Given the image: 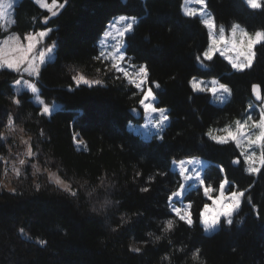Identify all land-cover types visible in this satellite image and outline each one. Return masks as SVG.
I'll return each mask as SVG.
<instances>
[{
  "label": "trees",
  "instance_id": "trees-1",
  "mask_svg": "<svg viewBox=\"0 0 264 264\" xmlns=\"http://www.w3.org/2000/svg\"><path fill=\"white\" fill-rule=\"evenodd\" d=\"M182 2L67 0L56 16L34 0L15 4L12 31L24 35L52 29L44 43L57 42L58 54L48 61L38 88L45 102L57 101L59 108L49 117L40 115L41 106L28 91L13 89L16 74L0 69V132H5L0 136V155L9 160L30 139L41 163L51 161V171L59 169L78 197L68 196L44 176L39 177L43 185L36 191L33 161L28 157L24 175L11 181L17 192L0 189V264H199L191 259L197 247L207 264H264V175L251 176L243 167L232 165L240 150L231 144L213 145L205 136L211 128L247 115L251 85L264 84V46H256L254 66L243 73L232 70L219 53L202 67L195 55L208 46V29L198 16L183 17ZM206 7L216 25L238 22L248 31H264V8H249L243 0H206ZM116 15L137 17L134 33L124 44L132 58L129 62L146 63L151 80L161 85L154 89L156 106L170 110V122L161 133L163 141L142 138L128 129V122L139 119L130 110L140 111L141 94L123 78L116 79L107 62L94 59L98 37ZM4 34L0 31V36ZM78 68L101 78L104 85L76 88L71 78ZM194 76L217 78L231 88V95L223 104L212 103L208 92L191 90L188 82ZM13 96L22 99L20 107L12 104ZM10 114L13 123L6 128ZM75 139L81 148L75 146ZM189 157L207 161L202 176L216 188L211 195H216L223 178L221 165L237 186L234 190L252 185L231 226L222 222L214 232H204L198 214L209 200L195 187L183 196L191 202L195 227L189 230L181 224L173 232H162L166 220H175L169 215L167 197L181 183L172 161ZM6 169L10 172L11 168L0 160V180ZM136 171L142 175L137 177ZM140 187L149 191L141 193ZM247 195L258 215L247 203ZM148 232L153 235L149 237ZM157 235L162 236L159 242L154 239ZM144 241L148 243L141 253L128 250ZM180 246L186 247L183 253L176 251Z\"/></svg>",
  "mask_w": 264,
  "mask_h": 264
},
{
  "label": "snow or ice",
  "instance_id": "snow-or-ice-1",
  "mask_svg": "<svg viewBox=\"0 0 264 264\" xmlns=\"http://www.w3.org/2000/svg\"><path fill=\"white\" fill-rule=\"evenodd\" d=\"M36 3L40 4L41 8H45L52 16L58 15L56 11H53L54 8L59 7L63 8L67 4V0H64L63 4L57 5L56 0H53L52 6L42 3V0H35ZM198 4L206 8V0H196ZM243 3L253 9H262L264 5L260 3V0H256L253 3V0H243ZM12 7L11 0H8L7 4L0 3V17H3L6 14V9ZM183 17L192 19L196 18L199 14L193 11L183 12ZM128 17L120 16L117 22H122L128 20ZM131 21H137V17H131ZM128 22L124 25L122 30L118 31V36L123 38L124 41L134 33V23ZM44 24L48 23V17H45L43 20ZM203 26L209 30L208 36L210 38V44L203 48L197 55H195V61L199 63L202 67H206V61H212L213 58L219 53L221 56L227 60L228 64L231 66V69L235 72L243 73L245 71L251 70L254 66L256 60V51L255 48L257 45L264 46V31H256L253 34L245 31L240 27L239 24L233 23L231 25V34L232 40H225V29L223 26L219 27V40L216 39L213 29L217 27L214 17L209 16V18L202 21ZM115 27V25H112ZM52 31L50 28L42 29L39 31V38L43 39L49 37V33ZM104 36H110L111 32L104 31ZM239 34V37L237 36ZM50 38V37H49ZM11 39L18 41L19 36H13ZM25 39L28 41L27 48H22L19 45L14 49L19 51L22 55L19 58L12 59L8 58L7 54L2 48H0V69H7L12 73L16 74L15 84L21 85L22 83L27 86L31 93L35 94L40 89L38 85L43 77V72L46 71L48 66L49 54L57 53L58 54V45L57 42H53V46L47 47L46 51H39L38 57L34 56L31 59L28 57V53L33 52V49L36 48L37 36L33 34H28L25 36ZM101 45L104 44V41H100ZM229 44L231 45L229 52H235V56L225 55L224 52H221L218 47L219 44ZM4 44H8V40L4 41ZM127 45L123 44L121 47H117L113 52L105 53L101 50L94 59L101 62H108L110 64L111 70L117 74L116 79L123 78L131 85L137 92L141 95L138 99L139 109H142L143 113L147 115L151 120H155V127L159 128L162 132L164 128L170 122V110L166 107H157L156 100L157 96L154 89H159L161 87L158 81L151 80V73L148 65L143 64H126V61H130L132 58L127 56ZM55 59V57H53ZM38 60V62H37ZM25 62L26 66H25ZM131 69V71H130ZM135 77V78H133ZM72 81L74 82L76 88H79L81 85L87 86L89 88L93 86H103L104 81L100 79L89 80L85 78L84 75H75L72 76ZM34 81V82H32ZM189 86L191 90L195 93L210 92L213 95L218 92L231 95V88L220 82L217 79L212 80L213 87L207 88L204 86L203 81L197 80L195 77L189 80ZM68 91H73V88L69 87ZM250 94L255 98L256 101H264V84L262 83H253L250 87ZM12 103L17 107L22 105V99L16 96H13ZM253 105L250 103L247 106V110L251 111ZM131 113L135 115L138 111L137 108H132ZM40 115L49 117L52 114V109L47 104H43L42 108L39 110ZM158 114V118L153 115ZM251 122V123H250ZM13 123L11 115H9V126ZM236 130L232 131L229 128H225L224 135L213 134L211 131L205 134L207 142L216 145V146H228L233 145L235 149H240L242 140H247L249 145V150L244 152H237L234 155V158L231 160V164L234 166L243 167V170L251 176H260L264 175V107L261 108L259 113V118L256 121H253L252 115H247L246 119L236 121ZM147 126V125H145ZM251 128L260 129L258 135L253 137ZM43 135V132H41ZM159 139L163 141V135H159ZM260 149L259 156L256 154V147ZM32 148L29 147V154L31 155ZM173 164H176L177 161H172ZM199 161L194 159H180L178 161L179 166V177L181 178V183L179 185V190L171 192L167 197L169 215H172L175 220L181 221L184 224H192L193 215L191 212V202H188L183 208L176 205L175 201H181L184 196V191L189 182L197 181L198 189L203 192V195L211 201L210 204H204L203 209L199 212V223L203 225L205 230L209 228H214L217 225L221 224L222 218L223 222H226L232 219L234 213H236L242 202L244 201L246 194L250 193L252 185L250 184L248 188L243 190H234L237 188L233 181H230L227 177L226 170L224 167H219V172L222 174L223 178L218 184L219 195L214 196L210 193L216 191L215 186L209 184L205 177L201 175L199 171L196 170L195 165ZM187 165H193L191 169L192 174H188L190 169ZM57 184H60L62 187L67 189V185L64 184L60 179H56ZM75 195V193H72ZM247 203L251 205L254 212L258 215V209L255 204L252 203L251 196L247 195ZM167 227H171V221H169ZM44 243V241H41Z\"/></svg>",
  "mask_w": 264,
  "mask_h": 264
},
{
  "label": "rangeland",
  "instance_id": "rangeland-1",
  "mask_svg": "<svg viewBox=\"0 0 264 264\" xmlns=\"http://www.w3.org/2000/svg\"><path fill=\"white\" fill-rule=\"evenodd\" d=\"M11 2H12V7L6 9V14L3 17H0V31L2 33H5L4 35L0 36V48H2L4 50V52L7 54L8 58H12V59L19 58L22 55V53L19 52V51H15L14 49L17 47V45H19L20 47L26 49L27 48L28 41L25 39V36H27L28 34H33V35H36L37 36L36 48L33 49V52L28 53L27 55H28L29 59H31L34 56L38 57L39 51H46V48L47 47L53 46V42L52 43H48V44L44 43V41H45L46 38L41 39L38 36V33H39L40 30H38L36 32H30V33H27V34H24V35H21V34H19L17 32L12 31L11 30V26H12V23H13V9H14L15 4L18 2V0H11ZM255 2H256V0H253V3H255ZM0 3L7 4L8 3V0H0ZM42 3L48 4L51 7L53 1L48 2L47 0H42ZM260 3L261 4H264V0H260ZM38 5L40 6V4H38ZM57 5H58V3H57ZM182 6H183V12L195 10L199 14L198 16L200 17V19L202 21L204 19L209 18V16L212 17V15H211L210 11L208 10V8L207 7L206 8L202 7L200 4H198L196 2V0H183ZM55 9H57V7L54 8L53 11ZM120 16L128 17L126 15H116V16H113L112 18H110L108 20L105 28L103 29V31L99 35V38L97 40V43H98V53L101 50H103L106 54L107 53H110V52H113L115 48L121 47L124 44V39L121 38V37H119L117 33H118L119 30H122L123 29V27H124V25L126 23L133 22V21H131V17H128L129 19L126 20V21L117 22L118 21V18ZM233 23L239 24L241 28H243L245 31L249 32L250 34H253V33L256 32V31H253V32L248 31L245 27H243L238 22H232L228 26L217 25V27L212 30L213 33H214V35H215V37H216V39L219 40V27L220 26H223L224 29H225V40L226 41L227 40H232L233 37H232V34H231V25ZM112 25H115V27H112ZM104 31L111 32V35L105 37L104 34H103ZM257 31H261V30H257ZM13 36H19L20 39L18 41L13 40V39H11V37H13ZM237 36L239 37V34H237ZM6 39L8 40V44L7 45L4 44V41ZM101 40L104 41V44L103 45H101V43H100ZM210 42L211 41H210V38H209L208 45L210 44ZM218 47L220 48L221 52H224L225 53V55L235 56V52H229V49H230L231 45L222 43V44H219ZM54 55H55V53L49 54L48 61L52 60L53 57H54ZM222 57L224 58V56H222ZM37 62H38V60H37ZM26 63L27 62H25V66H26ZM107 64H108V67L110 68V64L108 62H107ZM126 64H131V63L129 61H126ZM130 71H131V69H130ZM78 74L79 75H84L85 78H87L89 80H96V79L102 80L99 77H94V76L85 74L79 68L76 69V71L74 72L73 76L78 75ZM194 77L197 80H199V81H203L204 86L207 87V88L213 87V85H212L211 82H212L213 79H217V78H200V77H196V76H194ZM133 78H135V77H133ZM15 79H16V76L14 77V79L12 81V87H13V89L16 92L21 91V90L28 91L31 94V98L37 104H39L41 106V108H42V102H43V104H47L50 107V109H52V111H54L55 109L59 108V103L57 101H54L53 100L50 103L45 102L40 97L39 91L37 93L33 94V93L30 92V90L27 88V86L25 84L22 83L21 85H16L15 84ZM32 82H34V81H32ZM208 93L210 94L211 102L214 103V104H223L225 102V100L229 96L228 94H225V93H222V92H218L215 95H213L210 92H208ZM251 104L253 105V108L251 109V111H248L247 112V115H249V114L252 115L253 121H256L259 118V113H260L261 108L264 107V101H258L257 102V101L252 100L251 101ZM140 112H141L142 116L138 120L128 122V125H127L128 129L131 130V131H133L134 133L138 134L142 138H147V139L148 138H152V137L159 138V135H161L162 132L160 131L159 128H157V127L154 126L155 125V120L153 119V120L150 121L149 117L143 113L142 109H140ZM153 115H155L158 118V114H153ZM246 116H245V118L241 119L240 121L246 119ZM235 122L230 123V124H227V125H225L223 127H220V128H211L209 131H211L213 134L224 135L225 133H224L223 130L225 128H229L232 131H235L236 130V123ZM145 125H147V126H145ZM250 130L252 132L253 137L255 135H258L259 132L261 131L260 129H256V128H251ZM209 131H207V132H209ZM74 144H75V146L77 148H81L82 147V144H81V142L78 139H75ZM241 144H242V146L239 149L240 152H244V151H248L249 150V145L247 144V140L246 139L245 140H242ZM255 147H256V154H257V157H258L259 156L260 149H259L258 146H255ZM22 150L23 149H21L19 151H22ZM13 153H15V152L13 151ZM18 153H16L14 156L10 157L9 158V161L16 160L18 158V155H17ZM189 158L199 161V163L197 165H195V167H196V170L199 171L201 173V175H202L203 167L206 165L207 161L204 160V159H202V158H199V157H189ZM189 158H182V159L187 160ZM175 161H177V163L176 164H173L172 163L171 164V167H172L173 170H175V171H177L179 173V166H178V161L179 160H175ZM8 165L11 168V163H8ZM26 165H28V164H26ZM26 165H24L23 167H25ZM187 167L190 169V172L188 174H192L191 169L193 168V165H187ZM9 173H11V169H10V172ZM48 175L54 181H56V179H60L61 181L67 183L66 181H64L61 178L60 175H57L56 172H54V171H50L48 173ZM195 187H198V182L197 181L189 182L187 184V186H186V189H185L184 193L188 189L195 188ZM177 190H179V188ZM177 190H175V191H177ZM210 195H211V193H210ZM218 195H219V188H218V191H217L216 195H214V196H218ZM175 203H176L177 206L182 207V208L185 205L188 204V202H185L183 199L181 201H175ZM210 203H211V201H209L207 204H210ZM232 219H233V217H232ZM222 222H223V218H222L221 223ZM219 226L220 225H217L214 228H209L208 230H205L204 227H203V225H202V227L204 229V232L207 233V234H210V233L214 232L215 230H217L219 228ZM134 244L139 245L140 243H134Z\"/></svg>",
  "mask_w": 264,
  "mask_h": 264
},
{
  "label": "clouds",
  "instance_id": "clouds-1",
  "mask_svg": "<svg viewBox=\"0 0 264 264\" xmlns=\"http://www.w3.org/2000/svg\"><path fill=\"white\" fill-rule=\"evenodd\" d=\"M12 104L15 105L14 103H12ZM11 117H12V120H13V116L12 115H11ZM7 121H8V124L5 125L6 128H8V125H9V115L7 117ZM10 132H11V134H13V130L12 129H10ZM7 134H9V132ZM0 136H5V132H3V131L0 132ZM16 142H17L16 139H14L13 143H16ZM29 147H31L30 139L23 144V150L20 151L17 154L18 158L16 160H13V161H9L5 156L0 155V160H4L5 163H11V171H12V174H13L12 176H10L8 169L5 170L4 180H0V189L7 190L10 193H16L17 192V188L16 187L10 186L11 185V181H12L13 178H18V177L24 175V173L22 171V168H23L24 165L29 163L28 157H31L32 161H33L31 163V167L34 169V171L32 172V177L34 178L33 179V186L35 187L36 191H39L40 188L43 185V182L40 181V179H39L40 176H44L46 180L49 179L48 173L52 170V168H50L51 161L46 159L44 161V163L42 164L40 159L37 158L38 155H39L38 151H36V152L32 151L31 155H30L29 154ZM8 154L9 155L12 154V147L10 145L8 146ZM55 172H56L57 175H59L60 170L59 169H55ZM140 175H142V172L141 171H136V176L139 177ZM26 178H27V176H25V179ZM154 178H155L154 175L149 177L150 180H152ZM64 184L68 186L67 189H65L60 184H57L55 182L56 188L60 189L64 193H66L68 196L73 197V198L78 197V191L73 190L70 184L65 183V182H64ZM139 191L141 193H146V192L149 191V188L148 187H140ZM72 193H75V195H73ZM133 215H135V213H133ZM169 221H171V227L170 228L167 227ZM125 223H127V221H125ZM232 223H233V219H230V220H228L226 222V225L231 226ZM181 224L186 225V227L189 230H191V229H193L195 227L196 221L193 219L192 224L188 225V224H184L183 222L178 221V220L168 219V220L165 221V226L163 227L162 232L165 233V234H167L169 232H173L176 228H179ZM116 230H117V228L114 227L113 231H116ZM146 235L151 237L153 235V233L152 232H148V233H146ZM154 239H155L156 242H159L162 239V236L157 235V236L154 237ZM146 243H148V242L144 241V242H141L139 245L133 244V245H131L129 247L128 250L130 252L139 254V253L142 252V250H143V248H144ZM168 243L169 244L172 243L171 239L168 240ZM185 248H186L185 246H180V247L176 248V251L178 253H183L185 251ZM200 252H201V248L200 247L195 248L194 251L191 253V259L194 260V261L199 260V264H207L206 260L202 259L200 257Z\"/></svg>",
  "mask_w": 264,
  "mask_h": 264
},
{
  "label": "water",
  "instance_id": "water-1",
  "mask_svg": "<svg viewBox=\"0 0 264 264\" xmlns=\"http://www.w3.org/2000/svg\"><path fill=\"white\" fill-rule=\"evenodd\" d=\"M62 4H63V3H62ZM59 10H60L59 7H57V9H55L56 12H58ZM251 98H252L254 101H256L255 98H254L252 95H251ZM257 102H258V101H257ZM130 112H131V111H130ZM131 114H132V113H131ZM132 116H133L134 118H140V117L142 116V114H141L140 111L138 110L137 113H136L135 115L132 114Z\"/></svg>",
  "mask_w": 264,
  "mask_h": 264
}]
</instances>
